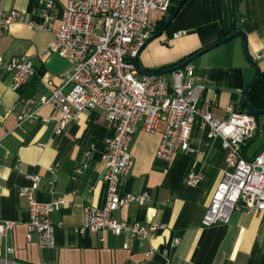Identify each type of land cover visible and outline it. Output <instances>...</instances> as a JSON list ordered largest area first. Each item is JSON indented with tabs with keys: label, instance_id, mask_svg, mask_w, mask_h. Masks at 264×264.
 Here are the masks:
<instances>
[{
	"label": "crops",
	"instance_id": "0c3cea01",
	"mask_svg": "<svg viewBox=\"0 0 264 264\" xmlns=\"http://www.w3.org/2000/svg\"><path fill=\"white\" fill-rule=\"evenodd\" d=\"M41 1L0 0V9L24 10L28 18L43 21ZM67 1L55 0L57 15ZM233 26L247 34L250 54L263 76L257 86L262 91L264 0H187L163 35L142 48L139 65L144 71L171 67L217 41L222 30ZM177 31H183L182 35L175 37ZM51 38L49 32L24 23L0 30L2 55H27L37 68V74L19 89L12 87V73L0 70V215L18 221L9 237L16 247L9 259L15 264H264V212L242 209L228 222L210 226L202 223L227 163L221 139L209 136V127L202 124L200 115L191 132L193 150L178 152L169 161L157 157L164 122L152 133L139 129L131 142L134 163L120 178L118 188L122 194L146 192L149 198L143 204L123 205L114 214L130 222H159L161 229L153 238L138 240L109 229L78 230L86 207L105 205L108 169L101 157L115 130L109 118L94 109L81 113L63 132L55 131L56 108L38 103L51 92L44 77L62 84L69 64L57 52L44 56ZM243 44V37L237 36L194 59L201 111L225 118L229 107L245 109L241 93L256 72ZM31 97L32 103H20ZM23 107L39 108L40 118L24 120L19 126L17 113ZM51 116L50 122L44 121ZM261 124L244 147L250 159L264 149V140L253 149L262 132L264 137V114ZM85 162L88 166L76 172ZM191 169L202 175L198 184L185 181ZM35 176L40 179L34 184ZM26 188L41 203L56 197L65 199L62 209L51 214L57 225L53 247L43 248L36 239L26 241L30 210L28 197L21 194ZM150 249L155 252L147 256Z\"/></svg>",
	"mask_w": 264,
	"mask_h": 264
},
{
	"label": "built area",
	"instance_id": "2783aa9c",
	"mask_svg": "<svg viewBox=\"0 0 264 264\" xmlns=\"http://www.w3.org/2000/svg\"><path fill=\"white\" fill-rule=\"evenodd\" d=\"M43 21L28 18L24 10L0 9V30H7L13 23L28 24L36 30L47 31L52 38L44 56L56 53L66 59L69 71L65 81L57 84L53 77H44L51 92L39 104H52L58 112L57 133L63 132L81 113L101 110L111 121L115 133L101 158L107 166L105 179L108 191L103 207L88 206L78 228L81 232L111 230L116 235L129 234L135 239L153 238L161 229L159 222L142 224L118 219L114 212L131 202L145 203L148 193L119 191L120 178L129 172L134 159L131 142L141 129L154 132L160 122L165 128L157 157L171 160L181 151L193 150L191 132L196 117L209 127L210 137H219L225 152L227 169L219 182L202 223L210 226L228 222L234 212L246 209L264 212V149L252 159L244 151L247 140L258 129L255 116L246 110L228 108L225 118H217L209 110L201 111L195 84V65L189 63L178 72L163 75H141L135 57L146 41L156 33L160 16L169 13L174 0H68L57 15L55 0H43ZM183 31L174 33L181 36ZM261 55H257L260 57ZM0 70L12 73V87L19 89L37 74L34 62L27 55L4 57L0 52ZM34 100L22 99L28 104ZM38 106V107H39ZM18 125L24 120L40 118L39 108L25 107L17 113ZM53 116L44 118L50 122ZM44 146L43 143L40 144ZM86 154L89 156L91 151ZM88 166L85 162L76 172ZM40 179L33 177L34 184ZM202 175L191 169L186 183L198 184ZM29 201L30 219L26 223V241L37 240L43 247L55 245L56 223L51 218L61 210L64 197L47 203L39 202L32 190L22 189ZM16 220L0 215V261L15 264L9 255L16 247L9 237ZM147 251V256L154 253Z\"/></svg>",
	"mask_w": 264,
	"mask_h": 264
},
{
	"label": "water",
	"instance_id": "95a60500",
	"mask_svg": "<svg viewBox=\"0 0 264 264\" xmlns=\"http://www.w3.org/2000/svg\"><path fill=\"white\" fill-rule=\"evenodd\" d=\"M187 0H179L177 2V4L175 5L174 11L173 13L168 17L166 23L164 24V26L155 34H152L151 38H149L147 42H149V40H152L160 35H163V33L170 27V25L172 24L173 20L175 19V17L177 16V14L180 12L181 8L183 7V5L185 4ZM237 36H242L244 39V49H245V53H246V58L249 60V62L255 67V72L256 75L254 77V79L249 82L247 84V86L245 87V89L242 91L241 93V100L242 102L247 106L248 111L250 113H252L255 118H256V123L259 126L260 124V120H259V116L264 114V108L263 109H258L255 108L251 105L249 99L247 98V94L248 92L251 90V88L260 80L261 78V69L259 67V65L257 64V62L254 60V58H252V55L250 54L249 48H248V37L247 34L245 33V31H243L242 29H238L236 31H233V33H229L227 36H224L220 39H218L217 41L211 43L210 45L203 47V49L199 50L198 52H196L195 54L189 56L188 58L182 60L180 63H177L171 67H167L164 68L158 72H151L150 71H144L143 69H141L140 65H139V55L140 52L142 51V48H144V46L146 45V43L139 48V52L137 54V56L135 57V64L139 70V73L141 75H163V74H169L172 73L174 71H179L181 68H183L185 65L192 63L194 61V59L198 58L200 55L204 54L205 52L211 50L212 48L217 47V45L223 44ZM246 155V148L243 151ZM254 160V159H252Z\"/></svg>",
	"mask_w": 264,
	"mask_h": 264
},
{
	"label": "trees",
	"instance_id": "16d2710c",
	"mask_svg": "<svg viewBox=\"0 0 264 264\" xmlns=\"http://www.w3.org/2000/svg\"><path fill=\"white\" fill-rule=\"evenodd\" d=\"M179 0H174L172 6L170 7V11L169 13L167 14H164L162 16H160V18L158 19L157 21V29H156V32H158L163 26L164 24L166 23L168 17L173 13L174 11V8H175V5L177 4ZM237 28L235 26L231 27L230 29H226V30H222L220 32V38L224 37V36H227L229 33H233V31H236ZM162 69H159V70H154L153 72H158ZM152 71H150L151 73ZM264 73H262L263 75ZM263 77V76H262ZM262 77L261 79L251 88V90L249 91L248 93V99L251 103V105L255 108H258V109H263L264 108V90L262 91H259L257 90V86H258V83H260L262 81ZM243 110H246L248 111V109H246V106L243 105ZM249 112V111H248Z\"/></svg>",
	"mask_w": 264,
	"mask_h": 264
},
{
	"label": "rangeland",
	"instance_id": "374dc122",
	"mask_svg": "<svg viewBox=\"0 0 264 264\" xmlns=\"http://www.w3.org/2000/svg\"><path fill=\"white\" fill-rule=\"evenodd\" d=\"M260 124L263 122V115H260ZM261 126H262V124H261ZM263 134V132L261 133V135ZM260 135V137H257L256 138V140L253 142V149L254 150H256L257 148H259L260 147V145L262 144V142H263V140H264V137H262ZM250 153H252V152H250Z\"/></svg>",
	"mask_w": 264,
	"mask_h": 264
}]
</instances>
